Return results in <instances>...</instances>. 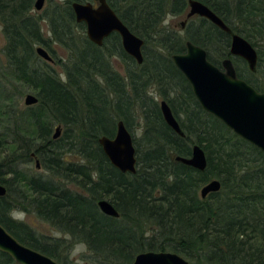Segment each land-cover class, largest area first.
<instances>
[{
  "label": "trees",
  "instance_id": "obj_1",
  "mask_svg": "<svg viewBox=\"0 0 264 264\" xmlns=\"http://www.w3.org/2000/svg\"><path fill=\"white\" fill-rule=\"evenodd\" d=\"M71 1L53 2L32 15L34 0H0L10 73L38 98L20 112H4L12 130L0 131V183L6 188L0 223L21 243L61 264H131L145 250L173 251L198 264H264V153L204 111L171 60L190 40L218 67L231 58L237 76L264 93V53L256 49L251 71L229 54L230 35L207 19H189L183 36L164 26L167 15L186 12L187 0H107L143 39V62L137 64L115 32L101 46L90 42L84 23L75 21ZM198 1L255 47L264 42V0ZM37 45L61 65L64 79L36 55ZM54 45L66 56H58ZM111 57L124 62L123 76L112 68ZM150 88L168 103L183 136L165 123ZM140 119L141 136H132L137 170L122 173L98 138L112 137L118 120L131 132ZM53 121L64 128L57 139L51 134ZM195 143L206 155L203 171L174 159L190 156ZM31 153L45 175L18 169ZM214 178L220 189L201 198L199 188ZM102 198L115 206L118 217L99 210ZM14 208L33 212L64 237L36 235L11 216ZM73 243L88 252L78 261L69 257ZM0 264L16 263L0 251Z\"/></svg>",
  "mask_w": 264,
  "mask_h": 264
},
{
  "label": "water",
  "instance_id": "obj_2",
  "mask_svg": "<svg viewBox=\"0 0 264 264\" xmlns=\"http://www.w3.org/2000/svg\"><path fill=\"white\" fill-rule=\"evenodd\" d=\"M97 6L89 1H73L71 8L77 23H84L87 39L101 46L106 37L117 33L124 52L132 57L137 64L143 62V39L134 34L109 6L106 0H97ZM44 0H35L33 7L41 10ZM187 10L182 27L187 19L201 17L210 21L222 31L230 35L229 54L244 60L251 71H255L258 53L256 47L246 38L233 32L228 25L207 5L198 0H187ZM35 52L47 61H52L48 51L41 46H35ZM175 67L181 72L191 87L192 93L207 113L221 121L237 136L257 147L264 153V93L257 91L244 79L236 74L231 58L221 60L218 67L207 57V51L190 40L185 41L184 52L171 54ZM38 98L33 93L24 95L25 106L37 104ZM160 112L165 123L178 135L184 133L165 100H160ZM60 124L52 134L57 139L61 132ZM130 131L122 120L116 122V130L112 137L102 135L98 138L103 153L108 161L122 173L134 174L137 170L136 151ZM31 157H36L31 153ZM174 159L198 171L206 167V155L199 144H192L188 157L175 156ZM36 167L39 160L35 159ZM218 179H211L200 189V196L206 197L211 192L220 189ZM6 188L0 183V196ZM99 210L110 217H118L115 206L107 199L97 201ZM0 251L8 254L16 264H60L52 257L21 243L0 223ZM131 264H198L189 261L173 251L145 250L138 252ZM207 264V263H200Z\"/></svg>",
  "mask_w": 264,
  "mask_h": 264
},
{
  "label": "rangeland",
  "instance_id": "obj_3",
  "mask_svg": "<svg viewBox=\"0 0 264 264\" xmlns=\"http://www.w3.org/2000/svg\"><path fill=\"white\" fill-rule=\"evenodd\" d=\"M60 1L61 0H45L42 9L41 10H35V8L33 7V9L31 10V14L32 15H41L43 13V11L47 10L51 6V3L53 4V2H60ZM33 4H34V2H33ZM184 15L185 14L176 15V16L167 15L165 20L163 21V25L168 27V28L175 29V31L180 36H183L185 26L182 27L181 22L184 20ZM41 24H42V27L44 28V33L46 35H48L46 32V21L42 20ZM4 46H5V36H4L3 31H2V27L0 26V117L3 116V118L0 119V131H11L12 125H10L9 122H7V119L4 118L5 117L4 112L6 111V109H8L10 111L14 110V111L20 112L23 110V108L28 107V106H25L23 103L24 95L26 93H33V91L30 89H27L25 86H22V84H20L17 80H15V78L13 79L12 74L10 73L11 68L8 64V60L6 57L7 55L4 52ZM54 46H55V49H56L58 56H61V57L66 56V51L63 48L58 47L57 45H54ZM256 49H260L264 53V42L261 45L257 46ZM46 51H48V50L46 49ZM48 53H49V51H48ZM36 55L40 59H42L43 61L50 63L56 69V71H58L60 73L61 78L64 79V76L61 73V70H62L61 65L54 64L53 58H52L50 53H49V55L51 56L52 61H47V60L43 59L37 53H36ZM110 61H111L110 63H111L112 68L116 72H118L119 74H121L123 76L125 72H124V64H123L124 62L122 61V59L120 57H111ZM262 64L264 67V63H262ZM151 92H152V94H150ZM148 93H149V95L153 96L154 100L158 103V106H159L161 96L152 88L148 89ZM13 95H15V97H13ZM23 122H25V121H23ZM140 122L142 123V119L137 120L136 123L134 125H132V127H131L130 133L133 137H135V139H138L141 136V129H140L141 123ZM57 125H59L57 122H55V121L51 122V134H53L55 132V128L57 127ZM60 126H61L60 132L62 134V131L64 130V128H63V125H60ZM7 139L10 141L12 139V136H10V134L7 135ZM140 146H142V144H140ZM35 159H38V158L37 157H34V158L31 157V160H28L27 162H21V163H18L16 165H19L18 169L22 170L26 174L36 173V174L45 175L46 170L43 167H41L40 160L38 159L40 166L36 167ZM214 179H216V178H214ZM210 180H208V181H210ZM207 182H205L202 186H204ZM201 187L199 188V191H198L199 195H200ZM211 193H213V192H211ZM11 216L14 219H17L19 221L26 223L31 228V230L34 231V233L38 236L42 235V236H52V237H64L53 226H51L49 223L38 218L33 212L24 211L20 208H14L11 211ZM87 253H88L87 249L85 248V246L83 244L73 243L69 257L71 260L78 261V260H80V258L83 254H87Z\"/></svg>",
  "mask_w": 264,
  "mask_h": 264
},
{
  "label": "flooded vegetation",
  "instance_id": "obj_4",
  "mask_svg": "<svg viewBox=\"0 0 264 264\" xmlns=\"http://www.w3.org/2000/svg\"><path fill=\"white\" fill-rule=\"evenodd\" d=\"M62 1V0H61ZM73 1H76V0H73ZM73 1H71V3L73 2ZM87 1H89L90 3H92V5L93 6H97L98 5V1L97 0H85V1H83V2H87ZM107 1V0H106ZM44 2H45V0H44ZM108 3V2H107ZM110 6V5H109ZM181 26H182V24H181Z\"/></svg>",
  "mask_w": 264,
  "mask_h": 264
}]
</instances>
